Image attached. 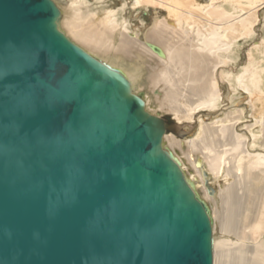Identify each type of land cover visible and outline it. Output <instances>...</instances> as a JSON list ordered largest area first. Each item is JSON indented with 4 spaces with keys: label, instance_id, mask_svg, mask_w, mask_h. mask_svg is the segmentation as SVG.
Here are the masks:
<instances>
[{
    "label": "water",
    "instance_id": "1",
    "mask_svg": "<svg viewBox=\"0 0 264 264\" xmlns=\"http://www.w3.org/2000/svg\"><path fill=\"white\" fill-rule=\"evenodd\" d=\"M61 14L0 0V264H214L209 207L163 147L180 125Z\"/></svg>",
    "mask_w": 264,
    "mask_h": 264
},
{
    "label": "bare ground",
    "instance_id": "2",
    "mask_svg": "<svg viewBox=\"0 0 264 264\" xmlns=\"http://www.w3.org/2000/svg\"><path fill=\"white\" fill-rule=\"evenodd\" d=\"M96 1L98 5L69 0L65 6L56 1L62 11L60 28L96 59L120 70L135 94L141 68L149 63L151 86L163 90L156 97L159 106L171 110L180 125L164 134L163 147L209 207L214 264H264V151L256 148L259 135L264 138V57L258 60L255 54L262 49L264 56V38L255 42L248 64L236 75V85L248 94L247 105L242 108L237 99L223 117L211 122L199 117V134H191L193 112L216 109L224 96L220 79L233 75L225 71L229 53L255 32L264 0H135L136 9L156 5L167 11L152 22L144 40L130 27L126 2L115 9ZM143 100L148 112L164 117ZM246 117L254 121L247 126L251 136L239 129ZM257 126L259 134L253 132ZM217 197L221 208L211 213L210 202L217 205ZM216 220L235 242L215 235Z\"/></svg>",
    "mask_w": 264,
    "mask_h": 264
},
{
    "label": "rangeland",
    "instance_id": "3",
    "mask_svg": "<svg viewBox=\"0 0 264 264\" xmlns=\"http://www.w3.org/2000/svg\"><path fill=\"white\" fill-rule=\"evenodd\" d=\"M56 1H58V3H60V5H63V6H65L69 2V0H56ZM88 1H89L90 5L91 4L92 5H98V4H96L97 3L96 0H88ZM134 1L135 0H105V2H108L107 4L109 5V7H112L115 9L122 7L125 2L127 3V7H126L127 10H125L124 12L126 13L130 27L132 28V31H138V33L141 36V40H144L149 27H151L153 24L152 22L156 19V17L166 15L167 11L165 9H163L162 7H159L156 5H146V6L144 5V6L139 7L138 9H136L133 7ZM199 1L202 3H206L207 0H199ZM263 38H264V7L261 8L259 11V21H258V24L255 26V32L249 37H243L242 39H240L239 42L234 45L231 53H229V63H228V65H226L225 71H226V73H229V72L233 73L232 78L231 79L225 78L222 80L220 79L222 92H223V95L225 96V98H224V96H222V98L220 99L221 101H219L220 103H219L218 107L212 111L203 110V109L199 108L193 112V115L196 117V121L191 123L192 125H194V128H193L191 134H193L194 136H197L199 134V127H200V123L198 121L199 117H201L204 120V122H206V121L211 122L212 120H214L216 118V116L223 117L226 110H229L230 108H232V105H234L238 102L237 99H239V101L241 100L239 102V105L242 108H244L247 105L246 103L248 101V97H247L248 94L241 87L236 85V81H237L236 75L240 74L242 72L244 66H246L248 64V59H249L248 54H249L250 49L254 48L255 42L261 41ZM255 54H256L258 60H261L264 57L262 49L259 50L258 52H255ZM147 66L149 69L147 68ZM263 67H264V61H263ZM141 69H142L141 70V73H142L141 79L142 80L138 86V88L139 87L140 88L136 89V90H139V92H137L136 94L142 93L143 99L145 97L148 99V101L150 103L149 106L151 107L152 111H156L158 114L164 115V116L169 115L172 118V120H174L175 114L172 113L171 110L163 109V108H160V106H159V102L157 101L156 97L158 94L163 95L162 94L163 90L161 87L154 88L151 86V84L149 82V74H150L149 73L150 72L149 63H146L145 65H143ZM263 77H264V73H263ZM232 84L234 85V87ZM157 91H159L160 93H158ZM210 112H211V114H209ZM247 115H249V113H247L246 116ZM174 121L177 122L176 119ZM252 122H254V121H251V118H249V117L243 118L242 123L239 126L240 131L242 133H246L248 136H251L250 135L251 131L249 129H247V126L250 125ZM251 130H252V128H251ZM258 130H259V128L257 126L253 129V132L259 134V132H257ZM263 142H264L263 136L259 135V137L257 139V147H256L258 150L264 151V145L261 146V143H263ZM183 149H185L187 151V146L185 145ZM179 153L181 156H183L181 150L179 151ZM225 181L226 180L221 179L222 184H225L226 183ZM219 185L220 184L216 183V185H215L216 191H218ZM219 201L221 202L220 198L217 197V205H214V201L210 202L211 213L216 208H219V209L221 208V203ZM215 204H216V202H215ZM213 217H214V219L216 218L214 212H213ZM218 222L219 221L216 220L215 235L221 239L231 238L232 241L235 242L236 240L235 239L233 240V238H235V237L233 235L231 237L227 233L225 234V232H223L221 229L220 222L219 223Z\"/></svg>",
    "mask_w": 264,
    "mask_h": 264
}]
</instances>
